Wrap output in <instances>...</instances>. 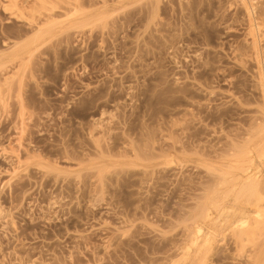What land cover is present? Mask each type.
Listing matches in <instances>:
<instances>
[{"label":"rangeland","instance_id":"rangeland-1","mask_svg":"<svg viewBox=\"0 0 264 264\" xmlns=\"http://www.w3.org/2000/svg\"><path fill=\"white\" fill-rule=\"evenodd\" d=\"M19 1L23 16L0 0V54L50 13L57 24L32 56L0 59V264H181L206 199L225 190L219 168L261 139L241 2ZM252 1L264 33V0ZM76 8L85 16L67 18ZM217 233L207 264H253V248Z\"/></svg>","mask_w":264,"mask_h":264},{"label":"bare ground","instance_id":"bare-ground-1","mask_svg":"<svg viewBox=\"0 0 264 264\" xmlns=\"http://www.w3.org/2000/svg\"><path fill=\"white\" fill-rule=\"evenodd\" d=\"M41 1L42 0H40V2ZM239 1L241 2L242 6L244 7L246 15L249 19V29L250 30L248 33L250 34V37H251V44H252V47L254 49L253 51H255V54L257 55V59H258V68H259V74H260L259 79L261 82L260 86H262V88H263L262 102L264 105V67L262 65L263 63H262V59H261V49H262L261 48V42L264 39L263 38L264 33H263L262 27H261L262 23L259 21L260 19L258 20V18L256 16L257 10H256V6L252 0H239ZM156 2H157V0H156ZM43 3L44 2L42 1L40 4L42 5ZM45 3H46V5L48 4L46 1H45ZM3 4H4V8L7 11L11 10V12L13 14L17 12V13L21 14V16H23L24 12H27V11H25V9H26L25 6L21 5L19 0H3ZM151 4H152V2H151ZM40 9H41V7H40ZM41 10H43V9H41ZM37 11L38 10H32V13H31L32 16L30 15L31 18L28 17L29 19L27 20V21H29V23H32V24L35 23L34 20H36V19L33 18V13H35V12L37 13ZM52 11H53V9H52ZM48 12H50V11H48ZM82 12H84V11L79 9V8H76V10L73 11V13L71 12V14L70 13L67 14L68 13L67 12L66 17L69 18L70 16L72 17V16H76V15H82ZM104 13H101V14L97 13L96 16L88 17L86 19L79 20V22H77L74 26H76V27L79 25L81 26V24H84V25L85 24L90 25V24H96V23L98 24V22H101L102 20H106L107 15ZM82 16H85V15H82ZM53 17H54L53 14L51 15V13H50L48 16V20L45 23L37 24L38 26L35 30V33L33 34V36L31 35L32 37L30 36L31 39L27 40L26 43L21 44L20 42H15L13 45H11V49H10L11 51L9 54H7L8 57L11 59H15V58L20 57L24 53H28L29 55L32 56L33 52L37 48V44L40 41H42V39H44L43 38L44 36L49 35L51 33V31L53 30L54 24H57V23H55L56 18H53ZM61 19H62V17H61ZM58 26H60V25H58ZM262 34H263V36H262ZM22 41H24V40H22ZM6 50L7 49H5L4 52ZM7 55L6 54H0V59L3 56H7ZM7 81L9 82L10 80H7ZM8 82H6V83H8ZM263 113H264V111H263ZM260 123H262V122H260ZM260 123L259 124L257 123L258 125L255 128L256 129L255 131L258 130L257 128L260 126ZM25 128H26V124L24 122H21L19 129H18L19 130L18 131L19 136H21L25 132ZM258 131L259 132H257L256 134H255V132L254 133L252 132L253 135L251 138H255L258 135H260L261 139L259 142H257L254 146H251V145H253V144H251V142H253V141H251L249 138V140L251 142L249 144L248 143L247 144L250 146H247V144H246L245 146L241 145V147H239L237 150L234 149L233 150L234 152H232L233 154L231 153V156L229 155L230 156L229 161L228 162L225 161V162H227L226 164H224L225 162H223V164H224V165H222L223 167L219 168L218 171L220 172V176H221V179L219 178L220 186L221 187L223 186V188H225V190L223 189L221 191V193L219 192V194L216 191L218 195L215 194L216 195L215 198H211V196H210L206 199V201L202 207V212L199 215L200 218L198 217L199 219H201V217H202L201 221H203V222L195 225L196 227L194 228V231L191 235V238L189 237L190 238V241L188 242L189 244L187 245V248L185 249L186 251L184 252V254L182 256L184 258L183 260L194 258L196 255H198L199 259L197 258L198 261L197 262L195 261L196 263L195 262L194 263L195 264H207L208 259L210 258V253L214 250L212 248V243H214L216 240H214V242H213V238H215L216 234L219 235V233H217V228H221L224 231H229V233L235 239V243H237V246H238L237 248H239L240 250L244 251L246 249V247L253 248V249H251V251L254 250L253 251L254 254L251 255V257H250L253 264H264V124L263 125L261 124ZM97 142H98V140H97ZM247 142H248V139H247ZM18 144L21 145L20 143H18ZM9 146H10V148H3L2 149L3 155L9 157L12 154H14L13 156H16L19 159L20 157L18 154L19 153L18 149L14 150V148H12L13 147L12 145H9ZM236 148H237V144H236ZM189 156H190V154H189ZM100 157H102V156H100ZM228 157L226 156L225 160ZM221 164L222 163H220V165ZM202 166H204V164ZM207 166L209 167V166H211V164L207 165ZM217 166L220 167L219 164ZM208 167H207V169H208ZM211 168H213V165ZM13 170L11 171V173L14 175L16 170L15 169H13ZM214 170H215V167H214V169H212V171H214ZM209 171H211V170H209ZM13 175H12V177H13ZM217 175H219V174L217 173ZM5 184L6 183H4V185ZM218 185L219 184H217V187H218ZM218 189L220 190L222 188L218 187ZM229 196H231L233 198V203H232V205L226 206L224 204V199L229 197ZM231 199H230V201H231ZM225 202H226V200H225ZM214 213L216 214L215 217L212 216ZM198 218H197V220H199ZM222 233H223V231H222ZM217 237L218 236L216 235V238ZM224 239H225V237H224ZM214 244H216V243H214ZM211 249H213V250L211 251ZM194 252H195V254H192ZM193 255H195V256H193ZM190 256H192V257H190ZM183 260H181L182 263H183ZM187 261L190 262L189 260H187ZM187 261L185 260V262H187Z\"/></svg>","mask_w":264,"mask_h":264}]
</instances>
